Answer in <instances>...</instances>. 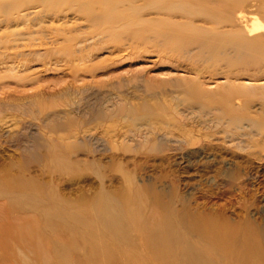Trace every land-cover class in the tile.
I'll use <instances>...</instances> for the list:
<instances>
[{
    "label": "rangeland",
    "instance_id": "rangeland-1",
    "mask_svg": "<svg viewBox=\"0 0 264 264\" xmlns=\"http://www.w3.org/2000/svg\"><path fill=\"white\" fill-rule=\"evenodd\" d=\"M29 1L0 17V98L8 97L0 104V264H105L92 255L99 244L113 254L111 264H188L180 244L171 258L158 263L153 257L159 251L146 242L157 238L154 227L164 220L180 238L198 219L249 229L259 242L264 100L255 98L248 111L232 117L244 118L236 126L211 122L203 115L209 106L183 108L179 100L190 99L186 87L194 81L219 97L228 69L222 63L205 71L196 50L172 52L166 39L143 32L132 19H165L147 10L152 1L120 0L123 15L138 8L125 19L130 26L103 24L97 4L86 6L95 5L94 16L101 18L93 24L71 0L51 9ZM238 4L264 22L259 0ZM254 74L230 81L257 95L261 90L253 88L264 73L247 79ZM155 137L171 148L141 145ZM123 213L139 221L136 232L122 223ZM102 214L116 223L98 225ZM184 237L200 257L196 264H238L236 253Z\"/></svg>",
    "mask_w": 264,
    "mask_h": 264
},
{
    "label": "bare ground",
    "instance_id": "bare-ground-1",
    "mask_svg": "<svg viewBox=\"0 0 264 264\" xmlns=\"http://www.w3.org/2000/svg\"><path fill=\"white\" fill-rule=\"evenodd\" d=\"M22 1L23 0H8L7 2L0 3V17L5 18L12 14V12H17L18 9H20V7L25 4ZM36 1L38 2V4L41 3L42 5H47L45 6L47 8L48 6L52 7L57 2H62L61 5L63 4V1H66L68 3V0ZM71 1L74 4H77V6L84 8L85 11L87 10L86 13L87 15L89 14V18L92 17V22L90 20L89 21L93 24L100 23L99 21L101 20L98 13V16H94L96 14L94 13L96 4L99 5L97 7V9L99 8V13L103 12V16L100 13L102 16L101 22L103 21V24L104 22L108 23L116 20L126 21L130 17L129 15L136 16L135 14H138V8H134L135 13L133 11L131 14L123 15L122 12L118 10V7H120V0ZM148 1H152V4H150L148 7L146 6L147 10L149 8L153 9L152 11L155 10L157 12L155 14H160L159 12H163L160 15L165 16V19L163 16V19L148 18V20H144L143 17V19H136L135 21L134 19H132V17L134 16L129 18L133 20V23L140 24V26H142L141 30L143 32H153L158 35L157 37L161 36L166 39L167 45L165 46H167V48H169V50L172 52L180 53L182 51L189 52L191 49L196 50L195 59L205 64L204 66L202 65L203 68L201 66V68L205 71L219 66V64L221 65L222 63L228 69L226 71V80L228 86L223 87L224 91L220 93L219 97H216L213 94L210 95L207 93H203V91L200 90V85L196 84L194 81V83L192 82L186 87V96L188 95L190 99H180V105H185L183 106V108L188 110H200L203 109V107H211L206 108L207 114L203 115L205 116L209 114L210 121L213 123H218L222 119H225L227 125L236 126V124L243 121V116L241 118H238L237 122L235 120L233 121L232 117H234L239 112L243 113L248 111V106L255 98H261L262 100H264V82L253 88L254 90H261L260 93L256 95L252 92H249V88L246 87V85L240 84L237 86L234 85V83L231 81L232 79L244 78L242 77L243 73L251 70L255 71L256 74L250 76L253 79H250L248 77L247 79L257 81L258 78H256V76L259 77L258 75L260 72L264 73V22L262 21V19L254 13L245 15L243 10L239 7V0H198V2L197 0ZM259 1L262 3L263 12L264 0ZM128 2L129 1L127 0V2L125 1V3H123L126 4ZM158 2H163L164 6L160 4V7L162 6V8L155 7ZM89 4H95L90 5V8L93 9V12L91 9H86ZM92 6L94 7L92 8ZM146 7H144L143 9H146ZM148 15L151 16V13ZM148 15H146L145 13V16ZM153 16L156 17L155 15H152V17ZM174 17H178L179 21L177 19V21H171ZM192 19H198L200 24L197 20L199 25H193L192 22L194 21H192ZM131 21H126L129 23V26L131 24ZM109 25H111V23ZM198 67L199 66L194 69H200ZM194 69H191L190 71H196ZM213 70H209L208 72H213ZM200 72H195L194 74L200 75ZM241 73L242 75H240ZM6 99H8V97L0 98V104H3ZM239 101L240 104L235 107V103L233 102ZM237 104L238 103H236V105ZM251 125L254 126V122H252ZM260 126L264 129V122H261L259 124V127ZM152 130L154 132L153 134L156 135L155 131H159L161 130V128H152ZM187 143L188 142H184L180 144L182 145V147H186V145H188ZM141 145L147 148H151L152 151L162 146L171 148L170 146L166 145V140H158V138L156 137L155 139L146 140L145 142L141 143ZM160 205L162 204L157 202H155L154 204V206L157 207H159ZM161 208L164 207L161 206ZM139 210L140 207L138 211L136 210L135 212H139ZM111 216L112 215L110 214H102L100 218L101 222H98L97 224L102 226L101 224H106L107 220H113L111 222L116 223L115 219H112ZM119 216L123 220L122 223L128 224V228H131L132 231L136 232V230L140 228L141 225L139 226V221L137 222V220H135L134 218L132 219L131 216H129L127 213H123ZM183 220L184 219H182L181 224L182 226H185ZM95 224L96 223L92 225L96 227ZM143 229L145 228L143 227ZM154 232L156 233L157 238L146 243L147 246L150 247V249H157V251H159L155 254H152L153 257H155V260L158 261V263H160L162 259L171 258L174 254L173 252L175 248H177L179 244V246H181L180 248L182 249V253H184L186 258L188 259L187 263H198L200 257L196 251L193 252L194 249L190 246L189 240L184 237L185 234V236H197L201 238L208 245V247H216L224 251L226 254L234 255V253H236L237 255H235V259L238 264H248L247 261L252 258H257L261 262V264H264V251L263 249L261 250L262 245L264 244V233L262 234L261 239H259V243L257 237L254 236L253 233L249 231V229H245L243 231L236 230L232 227H229L225 223H211L206 220L204 221L198 219L191 222L188 226L184 227L185 233L183 234L182 238L172 233V230L170 227H168L166 220L156 225L154 227ZM234 242H239L238 245L241 249L240 251H235L234 248H236V246L234 245ZM230 249H233V252ZM92 255L99 256L101 260L105 262V264H111L110 262L113 259V254L111 252H108L106 250V247H104L102 244H99L98 246L94 245L92 247ZM100 255H102V257Z\"/></svg>",
    "mask_w": 264,
    "mask_h": 264
}]
</instances>
